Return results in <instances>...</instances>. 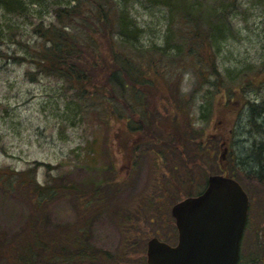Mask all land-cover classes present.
<instances>
[{
  "label": "rangeland",
  "instance_id": "374dc122",
  "mask_svg": "<svg viewBox=\"0 0 264 264\" xmlns=\"http://www.w3.org/2000/svg\"><path fill=\"white\" fill-rule=\"evenodd\" d=\"M27 4V13L23 14V11L19 16L0 8V169L21 176L28 173L30 180L37 183L73 184L77 190L59 188L43 207H35L31 198L33 192L22 187L20 176L8 174L11 177L5 181L11 185L0 181V264L13 263L5 250L18 237L28 233L32 226L41 236L51 240L71 230L89 215L88 230L93 246L121 255L120 264L127 262L126 257H130V264H138L140 255L145 256L146 240L150 236L171 244L176 242L177 230L171 207L179 200L200 194L209 175L222 174L218 165L233 170L229 171V177L241 185L248 197L249 218L240 242L237 264L250 261L264 264V174L261 176L259 168L244 158L252 138L258 140L264 135L249 134L250 141L242 144L246 114L242 110L238 125L234 122L236 110L241 107L233 104L239 98L234 91L225 95L234 101L229 103V111H222V105L215 107L213 101L209 113L211 119L204 124L197 120L196 105L202 92L198 89L194 107L190 108L191 114L188 115L194 127L202 125L207 132L230 133L228 151L224 148L226 143L217 147V139L214 138L206 145L198 138L186 139L181 147L168 151L163 158L165 167L159 169L156 146H166L159 142L168 137L154 129L160 141L142 142L136 146L135 156L132 154L126 159L132 149V142H129L132 135L127 143L117 148L112 134L120 125L110 119L108 123L104 122L90 108L83 107L81 111L75 100L72 108V89H64L63 83L55 77L35 72L36 66L29 59L26 47L39 41L32 31V23L48 22L51 16L47 8ZM120 4L141 28L142 34L135 41L137 47L147 49L163 45L167 15L163 6H151L142 0H120ZM229 21L235 34L219 44L216 53L218 71L231 75L239 70L260 67L264 62V0H237ZM12 54L18 58L11 57ZM160 81L164 83L161 78ZM172 81V88L167 86L157 93L165 100L155 104L156 107L160 105L163 112L168 108L166 101L171 92L187 95L195 86L189 70H177ZM203 85L208 84L205 82ZM259 85V91L253 85L245 86L241 95L243 100L264 99V84ZM223 92L229 94L225 90ZM223 96V93L217 97L214 94L213 99L218 103ZM215 116L224 122L216 128ZM231 126L233 133L228 132ZM193 155H197L196 161L187 163L185 158L190 160ZM109 159L115 164V170L108 169ZM84 192L99 199L100 207L82 210L76 196ZM93 209H96L94 213ZM124 217L131 219L126 221ZM131 235L134 246L123 250ZM35 264L63 263L39 257ZM81 264L116 263L97 261Z\"/></svg>",
  "mask_w": 264,
  "mask_h": 264
},
{
  "label": "trees",
  "instance_id": "16d2710c",
  "mask_svg": "<svg viewBox=\"0 0 264 264\" xmlns=\"http://www.w3.org/2000/svg\"><path fill=\"white\" fill-rule=\"evenodd\" d=\"M26 2L27 6L34 4L47 8L51 16L48 22L40 20L32 23V31L37 34L39 41L26 47L29 59L36 66L35 72L55 77L63 83L64 89H72V108L75 100L81 111L83 107L90 108L104 122L108 123L110 119L112 123L120 125L112 134L117 148L122 143H127L132 135L129 140L132 142V149L126 159L131 158L132 154L135 156L136 148L142 142L160 141L154 129L168 137L167 140L159 142L166 146H156L159 169L165 167L163 158L168 151L170 153L181 147L186 139L198 138L205 145L211 138L217 139V132H207L202 125L194 127L191 117L188 116L190 108L194 107V97L198 89L202 90L196 105L198 121L202 120L204 124L210 121L209 113L212 111L213 101L215 107L222 105V111H229V103L234 101L232 97L225 98V95L234 91V95L239 98L233 104L241 106L236 110L234 122H238L242 110L246 114L243 137L249 134L264 135V127L257 120L264 113V99L246 101L241 96L245 86L253 85L258 91L261 89L259 84H264V62L256 69L239 70L231 75H223L217 69L216 53L219 44L235 34L230 27L229 14L237 0H142L151 6H163L167 12L163 45L147 49L135 45V41L142 34L141 28L122 7L120 0H0V8L4 12L19 16L23 11V14L27 13ZM11 57H14L13 54ZM177 70H189L195 79V86L187 95L171 92V97L166 101L168 108L163 112L160 105H155L165 102L157 93L162 92L164 87L172 88V80ZM210 76H213L212 79ZM160 78L164 80L163 84ZM205 82L208 85L204 86ZM220 93L224 96L216 103L213 95L217 97ZM215 118L214 128L222 124L219 116ZM228 132L233 133L232 126ZM230 135L223 132L226 140ZM215 144L220 146V141L216 140ZM222 154L225 155V152ZM244 156L253 167L259 168L262 176L264 138H252L249 150ZM196 158L197 155H193V158H185V161L193 162ZM218 166L226 175L233 171L223 165ZM107 167L110 170L116 169L110 159ZM8 174L10 172H2L0 169V181L11 185L12 183L5 181L11 177ZM27 174L10 175L20 176L22 187L31 189L35 207H43L44 202H48L59 188L77 190L73 184L55 186L37 183L31 181ZM78 198L84 211H89L91 206L100 207L98 203L101 202L94 199L92 194L87 196L84 192L79 197L76 196ZM95 210L93 209V213ZM123 219L130 221L131 218ZM90 222L89 215L71 230L64 231L51 240L41 236L38 229L32 226L28 233L18 237L5 250L8 259L12 258V264H35L39 257L63 264L97 261L120 264L121 255L93 246L88 230ZM133 238L132 235L127 238L123 250L134 246L131 241ZM126 261L125 264H130V257H126ZM141 261L145 264L143 254L140 255L138 264Z\"/></svg>",
  "mask_w": 264,
  "mask_h": 264
},
{
  "label": "water",
  "instance_id": "95a60500",
  "mask_svg": "<svg viewBox=\"0 0 264 264\" xmlns=\"http://www.w3.org/2000/svg\"><path fill=\"white\" fill-rule=\"evenodd\" d=\"M247 207V194L234 178L209 175L200 194L179 200L171 207L176 243L150 237L145 263L236 264Z\"/></svg>",
  "mask_w": 264,
  "mask_h": 264
},
{
  "label": "flooded vegetation",
  "instance_id": "af4514ba",
  "mask_svg": "<svg viewBox=\"0 0 264 264\" xmlns=\"http://www.w3.org/2000/svg\"><path fill=\"white\" fill-rule=\"evenodd\" d=\"M259 116H260V114H259ZM260 120H262V121H259L258 120V122L264 127V113L262 114V116L259 118ZM221 123H224L223 122V120L222 119H220L219 120ZM249 137V136H248ZM245 139H242L243 140V142H242V144L245 142V143H248V141H250V139L249 138H246V137H244ZM246 139L248 140V141H246ZM217 140L218 141H220V144H225L226 143V147H224L225 148V150H227L228 151V141L225 139V137L223 136V132L221 131V132H217ZM247 218H249V215H248V217Z\"/></svg>",
  "mask_w": 264,
  "mask_h": 264
}]
</instances>
